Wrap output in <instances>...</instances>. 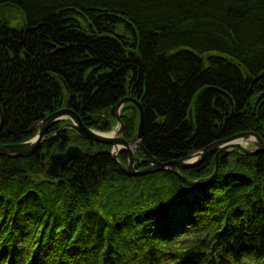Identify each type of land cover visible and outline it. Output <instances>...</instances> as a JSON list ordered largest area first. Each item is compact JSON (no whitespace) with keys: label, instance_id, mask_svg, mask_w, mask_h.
<instances>
[{"label":"trees","instance_id":"obj_1","mask_svg":"<svg viewBox=\"0 0 264 264\" xmlns=\"http://www.w3.org/2000/svg\"><path fill=\"white\" fill-rule=\"evenodd\" d=\"M127 96L161 162L240 132L264 139V0H0V145L63 107L109 131L105 112ZM120 118L129 141L137 108ZM68 145L81 156L47 174ZM110 148L65 129L30 157L0 156V264H264V153L221 154L211 181L188 186L126 175ZM214 154L180 173L210 176Z\"/></svg>","mask_w":264,"mask_h":264},{"label":"water","instance_id":"obj_2","mask_svg":"<svg viewBox=\"0 0 264 264\" xmlns=\"http://www.w3.org/2000/svg\"><path fill=\"white\" fill-rule=\"evenodd\" d=\"M128 103H132L138 110L137 129L133 137L127 141L123 138L124 126L120 118L121 109ZM104 115H110L115 120L116 126L114 129L107 132H100L85 126L79 115L68 107H63L52 111L44 118L35 122L30 128L31 131H36L32 139L21 143L2 144L0 145V156L30 157L38 150L41 142L54 135L57 132L65 129H70L82 139L90 140L96 143L110 145L109 154L113 162L118 166L119 170L129 176H140L148 173H153L161 170H166L175 174L182 183L188 186H196L211 181L218 170V159L221 154L230 151L245 153L252 155L255 153H264V139L254 131L240 132L226 138L214 141L213 143L203 147L202 149L191 153L179 159H173L165 162L159 161L155 156L150 154L142 145L141 138L144 128V113L139 101L127 96L122 98L118 103L113 105ZM69 120L54 133L48 134L49 128L55 123L62 120ZM4 122V115L0 108V129ZM124 151L126 154V163L123 164L118 160V153ZM139 151L142 156L137 162L135 157ZM215 168L213 173L205 178L191 180L182 175L180 170L190 169L198 166L207 155L214 153ZM82 154V149L77 145H68L62 151H56V148L48 156L46 163L41 162L46 168V173L51 176H58L60 169L66 166L70 161L79 158ZM41 161L45 159V153H41ZM144 165L140 167L139 165Z\"/></svg>","mask_w":264,"mask_h":264},{"label":"flooded vegetation","instance_id":"obj_3","mask_svg":"<svg viewBox=\"0 0 264 264\" xmlns=\"http://www.w3.org/2000/svg\"><path fill=\"white\" fill-rule=\"evenodd\" d=\"M50 133H54V132H50ZM121 152H122V151H121ZM121 152H120V153H121ZM123 152H124V151H123ZM125 155H126V154H125ZM140 157H141V156H139V155L137 154V156L135 157V162H137V161L139 160ZM139 166L141 167V166H144V165L141 164V165H139Z\"/></svg>","mask_w":264,"mask_h":264},{"label":"bare ground","instance_id":"obj_4","mask_svg":"<svg viewBox=\"0 0 264 264\" xmlns=\"http://www.w3.org/2000/svg\"><path fill=\"white\" fill-rule=\"evenodd\" d=\"M0 108H1V106H0ZM35 134H36V133H35ZM32 138H33V137H31V138H29V139H32ZM29 139H27V140H29ZM27 140H26V141H27ZM22 142H23V141H22ZM18 143H21V142H18ZM9 144H12V143H9ZM15 144H17V143H15ZM1 145H2V144H1ZM210 155H211V154H210ZM207 156H208V155H207ZM207 156H206V157H207ZM213 160H214V157H213ZM218 160H219V159H218Z\"/></svg>","mask_w":264,"mask_h":264},{"label":"rangeland","instance_id":"obj_5","mask_svg":"<svg viewBox=\"0 0 264 264\" xmlns=\"http://www.w3.org/2000/svg\"><path fill=\"white\" fill-rule=\"evenodd\" d=\"M64 121L68 122L69 120L66 119V120H64ZM35 152H36V151H35ZM119 153H120V152H119ZM119 153H118V154H119ZM212 154H213V153H212ZM212 154H211V155H212ZM204 159H205V158H204ZM195 180H196V179H195Z\"/></svg>","mask_w":264,"mask_h":264}]
</instances>
